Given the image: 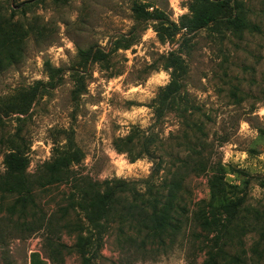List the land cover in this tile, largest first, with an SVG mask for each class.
<instances>
[{
  "label": "rangeland",
  "instance_id": "rangeland-1",
  "mask_svg": "<svg viewBox=\"0 0 264 264\" xmlns=\"http://www.w3.org/2000/svg\"><path fill=\"white\" fill-rule=\"evenodd\" d=\"M191 1L0 0V17L28 33L20 60L0 72V109L39 83L26 114L1 116L0 177L7 141L17 136L33 187L23 196L0 194V264H82L79 235L91 264H208L211 256L218 264H264V0H235L250 26L240 37L223 27L186 37L182 89L157 120L155 99L170 79L162 56L177 49L181 37L160 43L152 24H138L131 7L159 9L178 23ZM125 40L134 44L113 50ZM89 47L107 59L80 60L78 51ZM47 63L62 70L53 89ZM79 84L81 94L72 96ZM128 136L158 142L162 168L154 185L146 184L153 162L131 160L138 146L122 144L127 152L116 151L115 143ZM74 151L68 179L42 186L45 165ZM216 174L235 187L231 199H244L222 239L219 215L210 206L209 181ZM176 175L182 189L174 228L165 235L135 219L116 220L143 207L128 197L103 228L84 218L77 187L85 181L125 180L145 195L162 193V179Z\"/></svg>",
  "mask_w": 264,
  "mask_h": 264
},
{
  "label": "trees",
  "instance_id": "trees-1",
  "mask_svg": "<svg viewBox=\"0 0 264 264\" xmlns=\"http://www.w3.org/2000/svg\"><path fill=\"white\" fill-rule=\"evenodd\" d=\"M149 6L134 3L131 7L134 19L138 24L149 22L160 43L173 42L176 36L180 35L181 43L177 49L169 51L162 56V69L169 72V82L160 89L155 99L154 115L157 120L164 117L170 109V105L182 89L181 81L187 73L185 62L182 58L186 37L200 30L212 28L219 32L223 27L225 30L233 32L238 37L242 32L249 30L243 12L236 6L235 0H192L187 9L188 13L182 15L178 23H173L168 16L159 9L148 11ZM28 33L20 25L11 23L0 17V72L5 68L16 64L22 56V46ZM134 42L125 40L124 43H116L115 50H128ZM78 55L82 61L91 63L103 62L107 59L108 54L102 50L89 47L86 50H79ZM46 71L49 82L47 85L50 89L55 88L59 83V75L62 70L54 69L48 63ZM75 84L78 82L79 72L76 71ZM39 83L30 88L28 91L18 93L13 99H10L1 106V116L5 115H24L30 109L31 104L39 94ZM83 86L79 84L72 91V96L80 95ZM3 112V113H2ZM2 113V114H1ZM136 140L133 137L119 139L115 143V149L118 153H125L138 146L139 152L131 156V160L138 159L142 156L148 157L153 162V168L147 185H154L160 181L155 177L161 171L162 159L156 157L158 142L155 138L142 137ZM126 148L125 150L122 147ZM77 162V153L60 154L52 162L45 165V176L42 178L45 185H52L66 181L70 166ZM3 174L0 177V194L23 196L31 192L32 183L26 175L29 166L28 157L20 151L18 147V137H12L7 141V152L2 159ZM155 178V179H154ZM183 180L180 177L172 176L171 179H162V193L148 191L142 195L136 189L134 184L125 180L111 179L102 182L92 183L85 181L83 186L77 187L80 193L81 209L84 212V218L88 224L93 227L103 228L104 224L114 221V215H118V206L126 197L135 201H140L143 206L136 213L130 210L126 213H119L116 220L124 218L135 219L136 224L143 229L165 235L170 229L174 228L173 213L176 209L178 192L182 189ZM264 188V183L261 184ZM210 188V206L218 213L217 226H219L220 239L225 237L234 223L236 222L240 211L243 207V197L231 199L229 190L235 188L225 181L221 174L214 175L209 181ZM225 218L221 223L220 218ZM86 239L79 235L77 237V247L81 254L82 264H91V260L84 256V247ZM208 264H218L217 260L211 256Z\"/></svg>",
  "mask_w": 264,
  "mask_h": 264
},
{
  "label": "built area",
  "instance_id": "built-area-1",
  "mask_svg": "<svg viewBox=\"0 0 264 264\" xmlns=\"http://www.w3.org/2000/svg\"><path fill=\"white\" fill-rule=\"evenodd\" d=\"M166 45H169L168 43H166Z\"/></svg>",
  "mask_w": 264,
  "mask_h": 264
}]
</instances>
